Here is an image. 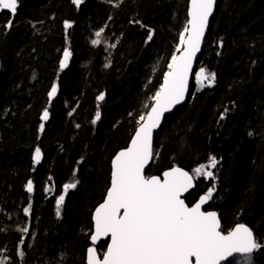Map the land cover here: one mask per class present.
Wrapping results in <instances>:
<instances>
[{
    "label": "trees",
    "instance_id": "16d2710c",
    "mask_svg": "<svg viewBox=\"0 0 264 264\" xmlns=\"http://www.w3.org/2000/svg\"><path fill=\"white\" fill-rule=\"evenodd\" d=\"M118 3L84 0L77 8L71 0H18L14 26L0 27V256L11 264H21L22 236L31 245L24 246L25 264H86L92 215L106 195L111 160L129 145L167 71L189 0ZM7 19L9 13L0 12V25ZM65 20L73 22L68 41ZM131 20L154 29L153 40L145 43L147 29ZM102 27V44L93 46ZM65 47L73 55L60 71ZM202 66L217 74L216 84L198 90L193 77L187 104L155 136L160 154L146 174L160 175L173 165L191 172L209 154L217 156L214 200L234 204L238 220L264 241V0H219L195 72ZM54 81L59 92L49 105ZM101 92L105 99L98 102ZM45 107L50 118L39 133ZM97 110L101 120L93 125ZM37 145L44 156L34 166ZM74 170L80 183L57 218L55 196ZM28 179L33 193L26 191ZM212 183L201 179L187 203ZM52 185L54 191L46 192ZM25 226L26 236L17 230ZM105 249L102 243L99 250Z\"/></svg>",
    "mask_w": 264,
    "mask_h": 264
},
{
    "label": "snow or ice",
    "instance_id": "6c2138e0",
    "mask_svg": "<svg viewBox=\"0 0 264 264\" xmlns=\"http://www.w3.org/2000/svg\"><path fill=\"white\" fill-rule=\"evenodd\" d=\"M122 2L119 0V3ZM71 3L79 8L84 0H71ZM119 3L115 6L118 7ZM216 5L217 0H189L186 21L167 63V71L163 73L162 83L148 98L151 103L144 105L147 111L139 114L130 144L119 150L111 160L110 183L106 195L92 215L86 264H233L230 258L236 256L243 258V264H253V254L264 250V241L255 235L251 227L236 223L225 230L220 215L214 210L205 209L216 192L215 181L220 163L217 156L209 154L207 161L200 163L191 172L173 165L160 175L146 174V169L160 154L154 148V132L161 128L165 114L186 99L193 64L197 53L201 51L209 28V18L213 16ZM18 6V0H0V12L6 10L9 13V19L0 25L6 31L14 26ZM130 23L147 29L145 43L153 40L154 29L140 20H131ZM63 27L68 41L67 32L73 27V22L65 20ZM105 27L94 33L95 38L91 40L93 46L102 44ZM218 45L223 47V39ZM110 47L115 48L116 44ZM72 55L70 47L63 49L60 71L68 67ZM194 76L198 90L212 88L216 84L217 74L203 66ZM58 92L59 84L54 81L47 93L49 105ZM104 99L102 92L96 97L98 102ZM74 111L75 108L68 115L71 116ZM227 111L225 108L221 119H224ZM49 118V109L45 107L40 116L39 133L45 131V122ZM100 120L101 112L97 110L91 123L95 125ZM248 135L253 133L249 132ZM43 156L44 153L37 145L32 155L33 165H39ZM76 177L77 170H74L72 178L62 185L60 193L55 196L57 218L61 217L62 206L69 191L75 190L80 183ZM201 177L213 183L189 206L186 203L187 196ZM51 179L49 177V181ZM25 188L28 193L34 192L32 179L27 180ZM54 188L55 185H52L45 191L52 193ZM23 213L26 217L31 215V203L23 208ZM17 230L25 236L30 234L27 226ZM102 242H106V249L100 251ZM24 246L31 247L22 236L17 252L21 264L26 256ZM0 264H11L10 257L0 256Z\"/></svg>",
    "mask_w": 264,
    "mask_h": 264
},
{
    "label": "flooded vegetation",
    "instance_id": "af4514ba",
    "mask_svg": "<svg viewBox=\"0 0 264 264\" xmlns=\"http://www.w3.org/2000/svg\"><path fill=\"white\" fill-rule=\"evenodd\" d=\"M202 178V177H201ZM203 179V178H202ZM207 183V182H206ZM207 189V188H206ZM206 189H205V191H206ZM204 191V192H205ZM198 199V197L192 202V203H194L196 200ZM187 200V199H186ZM186 203H187V201H186ZM192 203H188L189 204V206H191V204ZM222 206H224L223 208H222ZM226 206V204H224L223 202H221V201H215L214 200V198H213V200L212 201H210L209 202V204L208 205H206V207H205V209L206 210H214V211H216L219 215H220V217H221V220H222V216H221V214L222 213H227L228 214V211H227V208L225 207ZM226 210V212H224ZM239 219V218H238ZM236 223H241L239 220H237L236 222H234V224L232 225V227L236 224ZM225 224V221H222V225H224ZM225 230H227V229H225ZM242 259V257H240V256H236L234 259L233 258H230V259H232V261H233V264H236V262H237V259ZM253 258H254V260H253V264H264V250H260V251H257V252H255L254 254H253Z\"/></svg>",
    "mask_w": 264,
    "mask_h": 264
},
{
    "label": "water",
    "instance_id": "95a60500",
    "mask_svg": "<svg viewBox=\"0 0 264 264\" xmlns=\"http://www.w3.org/2000/svg\"><path fill=\"white\" fill-rule=\"evenodd\" d=\"M218 2H219V0H217V4H218ZM216 9H217V5H216V7H215V9H214L213 16L209 18V28L206 30L205 38H204V41H203V43H202V45H201V51H200L199 53H197L196 61H195L194 64H193V73H194V69H195V66H196L197 60H198V58L200 57V55H201V53H202V50H203V47H204V43H205L206 37H207V35H208V33H209V30H210L211 22H212V20H213V18H214V16H215V13H216ZM192 79H193V75L190 77V80H189V92H188V94H187V96H186L185 101H184L181 105H177V106H176L171 112L165 114V117H164V119L162 120V126H161V128L158 129V130H156V131L154 132V138H153V140H155V136H156V134H158V133L160 132V130L162 129V127H163V125H164V122H165L166 118H167L168 116H170L171 114H173L178 108H180V107H182V106H185V105L187 104V100H188V97H189V94H190V90H191ZM129 144H130V143H129ZM147 169H148V168H147ZM147 169H146V171H147ZM195 188H196V187H195ZM195 188H194L193 190H191V192L194 191ZM188 196H189V195H188ZM205 207H206V206H205ZM102 243H106V242H102Z\"/></svg>",
    "mask_w": 264,
    "mask_h": 264
},
{
    "label": "rangeland",
    "instance_id": "374dc122",
    "mask_svg": "<svg viewBox=\"0 0 264 264\" xmlns=\"http://www.w3.org/2000/svg\"><path fill=\"white\" fill-rule=\"evenodd\" d=\"M224 204H226V208L228 211L227 213H222V221H225L224 229H229L232 227V225L234 224V222L237 221V218L239 217V210L238 208L234 205V204H230V203H226L225 201L223 202ZM224 206H222L223 208ZM226 212V210L224 211ZM254 260V258L252 257V261ZM237 261L240 262V264H243V258L241 259H237Z\"/></svg>",
    "mask_w": 264,
    "mask_h": 264
},
{
    "label": "bare ground",
    "instance_id": "6f19581e",
    "mask_svg": "<svg viewBox=\"0 0 264 264\" xmlns=\"http://www.w3.org/2000/svg\"><path fill=\"white\" fill-rule=\"evenodd\" d=\"M219 3V2H218ZM218 5V4H217ZM216 14V13H215ZM215 17V16H214ZM212 23V22H211ZM211 27V26H210ZM207 38V37H206ZM206 41V40H205ZM205 44V43H204ZM204 48V47H203ZM203 51V50H202ZM200 58V57H199ZM198 58V59H199ZM197 62H198V60H197ZM196 65H197V63H196ZM196 67V66H195ZM194 72H195V69H194ZM193 77H194V73H193ZM192 82H193V79H192ZM191 86H192V84H191ZM190 95V94H189ZM183 107V106H182ZM181 108V107H180ZM201 179L202 178H200L198 181H197V183H196V187H197V185L200 183V181H201ZM196 189V188H195ZM187 198H188V196H187ZM239 218V217H238ZM238 218H237V220H238ZM23 264H25V260L23 261Z\"/></svg>",
    "mask_w": 264,
    "mask_h": 264
}]
</instances>
